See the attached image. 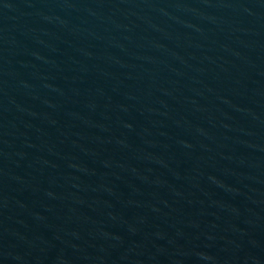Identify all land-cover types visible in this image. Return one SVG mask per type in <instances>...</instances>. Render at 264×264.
<instances>
[{
    "label": "water",
    "instance_id": "1",
    "mask_svg": "<svg viewBox=\"0 0 264 264\" xmlns=\"http://www.w3.org/2000/svg\"><path fill=\"white\" fill-rule=\"evenodd\" d=\"M0 264H264V0H0Z\"/></svg>",
    "mask_w": 264,
    "mask_h": 264
}]
</instances>
